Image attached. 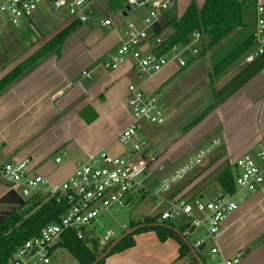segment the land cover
<instances>
[{
	"label": "crops",
	"instance_id": "obj_1",
	"mask_svg": "<svg viewBox=\"0 0 264 264\" xmlns=\"http://www.w3.org/2000/svg\"><path fill=\"white\" fill-rule=\"evenodd\" d=\"M203 1L194 2L200 6ZM259 2L264 6V0ZM121 4L123 9L117 5V0L90 2L89 5L92 6L99 25L110 27L107 28L109 32H102L95 41L86 43L82 37L90 32L89 27L85 25L91 20L90 17L78 28L81 37H73L76 29L66 38L58 52L50 53L0 93V158L7 160L29 158V176L39 174L51 185H57L72 173L77 162L83 161L89 154L104 150L112 156L127 155V148L119 142L118 135L132 120L125 102L128 85L138 86L145 94L152 93L146 91L150 90L146 87L149 82L147 80L157 74L159 75L157 83L161 85L172 72L166 71L161 74L164 70L162 69L145 78L139 76L132 68L131 60L123 61L115 69L107 70L104 67V59L120 45V38L115 31L116 23L103 26L100 21L111 20L110 16L114 12L126 15L127 0H122ZM39 10L25 20L23 25L28 27L33 25L34 19L40 24L47 23L48 19L44 18ZM97 10H103L106 15L98 16ZM55 19L60 22L58 18ZM141 19L142 17L131 22L140 27ZM243 22L250 26L247 33L242 32L244 26L237 28L216 47L207 50L210 51L212 64L229 48L251 37L255 23L254 3L251 1L244 10ZM169 32L168 28L161 36ZM49 38L30 37L29 47L34 45L36 49ZM144 48L148 49L146 45ZM202 56L192 59L198 60ZM258 59L252 63L260 65V70L223 102L214 105L213 100L209 104V106L213 104L212 108L205 114L204 120L210 122L213 130L216 129L219 134L213 136L210 146L216 140L223 144L215 147L209 155L212 156L215 167L221 166L219 163H229L235 168L236 159L244 152L254 149L258 138L264 134V57ZM10 60L12 64L9 66H12L1 73L0 77L17 61L16 58ZM170 64L177 65L175 62ZM180 68L178 66L176 71ZM210 69L208 68L207 75ZM191 130L192 127L182 134V144L173 148L163 146L155 150L154 144L149 141L150 135L139 123L141 136L144 138L147 136V142H150L146 148L147 152L157 156L158 161L165 166L159 180L192 156L189 151L193 148L190 146L194 142L187 144L191 139ZM159 145L161 146L158 144L157 147ZM201 149L203 148H198V151ZM56 157H60L61 161L56 162ZM185 179L174 187L183 188L181 193L188 191V196L196 194L205 198V188L208 186L221 191L215 182L206 187L200 186L202 179H196L188 186H184ZM19 194L17 190L8 189L4 183L1 184L0 221L24 200L22 196L19 198ZM136 199L137 196L132 200L133 205L137 203ZM159 212L161 211L156 214ZM188 241L191 245L193 240ZM215 243L219 249L216 259L230 258L238 254L239 261L236 264H264V184L247 197L238 200L237 209L220 224ZM211 245L212 242L206 239L204 245L195 250L200 261L193 255V258L187 256L181 258L179 244L175 239L167 238L160 241L155 231H142L134 235L132 247L107 256L103 264H207V257L215 264V259L209 255ZM58 250L63 251L60 248L52 250L50 264H59L56 256Z\"/></svg>",
	"mask_w": 264,
	"mask_h": 264
},
{
	"label": "built area",
	"instance_id": "obj_2",
	"mask_svg": "<svg viewBox=\"0 0 264 264\" xmlns=\"http://www.w3.org/2000/svg\"><path fill=\"white\" fill-rule=\"evenodd\" d=\"M44 1L52 10L65 11L71 20L82 23L87 22L92 14L88 5L93 0H0V20L17 26L21 19L31 18ZM250 1L254 3L255 23L251 34L252 48L242 60L245 64L264 57V6L259 0ZM133 3L136 0H127V4ZM137 6L149 7L148 12L142 17L140 27L133 22L127 25L125 40L104 59L103 65L107 70L131 60L137 74L149 78L171 62L184 67L187 57L193 58L199 53L201 39L197 31L192 33L189 42L174 44L166 53L159 54L153 50L162 41L161 35L155 34V27L161 25L164 15L173 9V0H140ZM100 23L103 26L112 24L110 19ZM145 45L148 49L144 48ZM127 91L125 102L132 120L119 133L118 140L130 147L129 156H112L104 150L89 154L83 161L77 162L72 173L57 185H51L39 174L29 176V158H0V180L8 189L17 190L24 199L35 194H48L54 196L57 202L63 200L67 204L59 221L43 226L37 235L25 240L14 251L8 264H50L51 247L66 231H72L78 240L86 244H96L100 249H106L117 237L113 229H106L100 222V216L109 213L113 206L132 204L133 198L147 192L158 206L167 205L159 212V219L174 221L183 227L181 234L187 240L188 237L193 238L191 247L194 250L209 239L212 242L209 255L215 259V264H236L239 261L238 254L216 259L219 249L215 239L222 221L237 209V197L245 198L264 184V134L258 138L255 149L244 152L236 159L233 192L219 191L207 199L199 196L191 199L169 198L174 185L200 166L219 141L188 157L167 174L156 188L148 191L137 177L153 170L162 171L164 164L156 157L140 159L146 150L147 140L139 134V123L148 121L162 124L164 118L154 95L143 93L134 84H129ZM55 161L60 162V157H56ZM120 227L126 229L125 225ZM199 229L203 230V236Z\"/></svg>",
	"mask_w": 264,
	"mask_h": 264
},
{
	"label": "rangeland",
	"instance_id": "obj_3",
	"mask_svg": "<svg viewBox=\"0 0 264 264\" xmlns=\"http://www.w3.org/2000/svg\"><path fill=\"white\" fill-rule=\"evenodd\" d=\"M191 1H197L198 3H200L202 0H175L173 15L178 16L182 14L186 6ZM39 9L41 15H43L44 18L48 19V22L45 24H40L34 19L33 25H30L28 27L23 25V22L27 19H21L19 24L17 26H14L9 24L6 20H0V74L10 66H12H9V64H12L9 63L10 59H17L16 63L13 64L15 66L35 49L34 45H31V47H29L30 37L38 36L40 38L44 37V39H47L69 22V17L65 11L56 12L52 10L45 1L40 4ZM90 9L92 10L91 20L87 24H85L87 27H89L90 32L82 37L86 43L95 41L99 37V34L106 31L109 32L108 29H110V27H101L99 25L96 14H94L92 6L90 7V5H88V10ZM148 9L149 7L139 6L137 8H132L129 11L126 10V15H123L122 12L112 13L110 17L112 23L117 24L115 31L117 33V36L120 38L119 44L125 38L127 25L131 21H135L136 19L145 16L148 12ZM97 12V15L100 17H104L106 15L103 10H97ZM55 17L60 20V24L56 21ZM249 29V24L245 23L242 32L247 33ZM167 30L168 28L164 29L165 32H167ZM80 33V30L77 29L74 32L73 37H81ZM41 34H43V36H41ZM209 52L210 51L206 50L205 55H203L198 60H193L192 58L187 57L186 66L180 68L182 70L179 69V71H176L178 69V66L176 64H170L168 68H164L161 74H164L166 71L172 72V74L169 78H167V80L165 79L166 81L161 85L157 83V79L159 77V75L157 74L155 76H152V79L147 80L149 82L147 83L146 87L150 90L146 91L147 93L148 91H152V93L148 94L154 95L157 98V104L160 107L162 116L164 118V123L162 124L149 123L148 121L140 122L141 126H143L146 132H148V135H150L148 136L149 141L154 144L155 150H158L163 146L169 148L177 146L182 142V134L188 132L187 129L189 128L190 130L191 127V139L188 141V138H186L188 141L187 144L194 142L190 146L193 147L189 151L191 155H194L195 152L198 151V148L206 149L210 147L213 136L219 135L216 129L213 130L212 124L210 122L207 123V121L204 120L206 115L201 116L202 118H200L198 121L195 120L198 119L202 112H205V110L209 108V104L213 102L214 97L217 94H220L222 92V88L224 87V85L233 80L234 77L238 75V73H240L245 63H243V61H240L235 66L229 67L225 71L224 75L211 81L210 77H208L207 75V70L208 68L210 69L212 64V61L209 57ZM7 63H9L8 66H6ZM206 131L208 133H206ZM139 134L141 136V133ZM149 141L147 142L146 148H148L149 146ZM158 144H161V146L159 145V147H157ZM217 146L220 147L223 146V144L219 143L215 147ZM256 147L257 145H255L254 149ZM126 148L127 151L130 150L129 146H126ZM211 153L209 155H211ZM129 155L130 153L128 152L127 156ZM208 156L206 159H204L203 163L200 166L196 167L193 171H191L184 177L186 178L184 181V186H188L196 179H202L200 186L203 187L211 184V182L214 184L215 174L219 170L224 168L226 166V163H219V165L221 164V166L215 167L213 166L214 160L212 156ZM146 157H156V160H158L157 156H155L151 152H147V149L140 159H144ZM235 170L236 169L233 167L234 172ZM162 173L163 171L153 170L147 176L142 174L137 177V179L142 181V185L148 191H151L152 189L156 188L164 179L165 176L159 180V177ZM2 183L3 181L0 180V186ZM178 188L179 187H174V189ZM205 192V199H207L213 196L215 193L219 192V189L208 186L207 188H205ZM19 198H22L21 195L19 196ZM239 199L241 198L237 197V201ZM136 201L137 203L134 205L130 204L122 207L113 206L110 209L109 213H105L100 216V222L106 227V229H113L116 233V237H119L123 234V232L129 230L128 226L130 222L138 220L142 217V215L146 216L156 214L158 211H162L167 208L166 204L158 206L156 204L157 201L149 192L145 193L143 196L142 194H139ZM155 206L158 207L156 208ZM121 225H125L126 229L123 230L120 227ZM202 231V229H199V232L203 236ZM100 232H102V230H100ZM188 239L190 241L193 240L192 237H188ZM56 256L58 257L57 260L59 264H78L77 262H75L74 258H71L68 252L64 250H58ZM206 261L207 264H212L208 257L206 258Z\"/></svg>",
	"mask_w": 264,
	"mask_h": 264
},
{
	"label": "trees",
	"instance_id": "obj_4",
	"mask_svg": "<svg viewBox=\"0 0 264 264\" xmlns=\"http://www.w3.org/2000/svg\"><path fill=\"white\" fill-rule=\"evenodd\" d=\"M121 1L117 0V5L123 9ZM249 1L204 0L200 6L191 1L180 16L173 15V7L171 11L164 15L161 27L160 24L155 27V34L157 35H161L165 28H169L170 32L161 36V43L154 46L153 50L159 54L166 53L174 44L183 45L189 42L192 33L197 31L201 39L200 51L193 57L197 59L206 50L216 47L218 43L232 34L235 29L244 26L243 13ZM81 24L82 22L78 20H71L0 77V93L50 53L58 52L66 38L78 29ZM252 45L251 36L229 48L224 55L217 58L211 65L208 73L210 80L213 81L221 77L229 67H233L242 61L245 54L252 48ZM260 68L261 66L256 65V63L244 64L240 73L224 85L222 92L220 94H217L218 91L216 92L217 95L214 97L215 101L213 104H219L233 94L256 74ZM212 105L205 112H202L195 121L202 118L201 116H205L212 108ZM234 176L232 165L226 163V166L215 174L214 180L221 191L233 192L235 190ZM182 190L183 188H173L169 192L168 197L185 199L196 197V194L188 196V191L181 193ZM144 194L142 193V196ZM66 208L67 204L65 201L57 202L54 196L48 194H35L24 199L16 209L0 221V264H8L14 251L25 240L37 235L43 226L58 222ZM135 226L139 227L133 233L121 239L106 257L132 247L134 245V235L148 230L155 231L160 241H164L167 238L175 239L179 244V257H192L188 245L172 229L176 228L180 232L183 231V227H179L176 222L160 220L159 214H154L146 215L137 221L130 222L128 228ZM56 248L67 251L79 264H91L105 250L100 249L96 244L89 245L78 240L72 231L62 233L58 242L51 247L50 252ZM105 258L96 264H103Z\"/></svg>",
	"mask_w": 264,
	"mask_h": 264
},
{
	"label": "water",
	"instance_id": "obj_5",
	"mask_svg": "<svg viewBox=\"0 0 264 264\" xmlns=\"http://www.w3.org/2000/svg\"><path fill=\"white\" fill-rule=\"evenodd\" d=\"M140 2V0H136V3H133L132 5H129V4H127L126 5V10L128 11V10H130V8L132 7V8H136L137 7V3H139ZM23 202V201H22ZM21 202V203H22ZM20 203V204H21ZM159 225H162V224H159ZM141 226V225H140ZM139 226H135V227H133V228H130L128 231H126V232H123V234L121 235V236H119V237H117L101 254H99V256H97L96 257V259L91 263V264H96L97 262H99L101 259H103V258H105L106 257V255L110 252V250L121 240V239H123L125 236H127V235H129V234H131V233H133L137 228H138ZM173 229V231L177 234V235H179L181 238H182V240L188 245V247H189V249H190V251H191V253H192V255H193V257L195 258V259H197L198 261H200L199 260V258H198V256H197V254H196V251L191 247V245H190V243H189V241L181 234V232L178 230V229H176V228H172ZM188 264H193V263H188Z\"/></svg>",
	"mask_w": 264,
	"mask_h": 264
}]
</instances>
